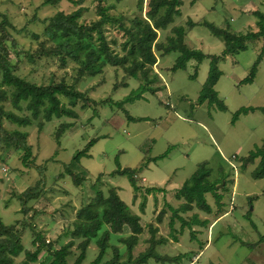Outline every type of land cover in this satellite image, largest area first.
Masks as SVG:
<instances>
[{"label":"rangeland","instance_id":"obj_1","mask_svg":"<svg viewBox=\"0 0 264 264\" xmlns=\"http://www.w3.org/2000/svg\"><path fill=\"white\" fill-rule=\"evenodd\" d=\"M43 1L0 0V14L6 15L8 22L19 31L6 28L10 35V40H4L8 60L16 73L27 81L45 85L60 81L72 84L76 75L75 64L67 61L66 65L61 67L57 58L36 54L41 45L46 48L53 47V43L43 32V20L60 12L67 15L83 8L79 22L89 24L97 19L99 4L108 6L115 0H82L81 3L63 0L55 6L41 7ZM121 1L123 2L117 4L118 7L113 13H128L133 8L137 14V0ZM191 1L183 0L182 16L166 31L158 32V42H165L170 28L183 26L189 18L193 21L203 20L223 29H226L227 25L230 31L235 33H247L250 30L256 32V18L253 13L264 11V0H241V3L239 0H197L192 7ZM241 10L243 15L240 14ZM143 14L144 12L142 16ZM33 17H36V21L32 22ZM132 19L133 17L128 16L123 23L129 24ZM252 23L254 26L250 28ZM104 32L110 47L122 54L120 47L125 42L122 33L117 31L116 27L110 26H106ZM34 34L40 37L34 39ZM112 39L116 43L112 44ZM187 44L205 55H220L223 51L222 41L201 26L191 31ZM247 45V51L229 56L218 63L222 75L214 89L226 106L223 112L206 102L197 104L202 85L208 75L207 59L200 64L190 61L186 70L173 73L170 69L178 54L155 53L157 62L152 66V74L159 77L153 85L155 91L146 92L140 100L124 105L129 117L141 121H130L122 109L112 104L120 102L136 90L140 85L138 81L127 76L120 67L111 66L104 67L102 73L94 78L85 77L76 87L91 101L86 103L85 108L81 107L82 102L77 103L74 108L78 114L77 118H54L45 123L40 131L37 127L38 121H34L32 126L19 128L28 133V143L36 158L35 164L44 166L46 182L45 193L30 203L35 213L30 212L25 218L19 215L14 203L10 202L12 199L17 201L18 191L38 180V173L33 168L22 167L18 153L10 152L5 155L6 152L0 151V156L5 155V163L0 159V170L4 172V168L8 167L9 172L14 174L13 178L18 177V180H21L20 183L11 177L4 182V176L0 177V199L6 206L10 205L6 210L0 211L2 222L5 225L14 224L17 220L31 222L45 242L54 244L56 249L74 241L71 248L74 255L70 256L68 261V264H73L79 254L76 247L81 241L73 239L70 235L75 211L93 199L97 189L108 196V190L115 187L121 200L133 208V214H139L140 208L136 206L145 204L146 197L141 195L144 194L145 185L159 183L168 177L180 186L194 174L198 164L208 162L212 172L219 174L218 178L223 172L227 176L225 182L221 179L217 185L218 194L222 196L223 207L220 210L212 196L206 195V201L214 210L213 213L217 214V209L220 213L225 211L224 217L219 215L222 218L210 235L206 231L209 225H198L202 227L203 233H199L197 239L191 237L193 231L189 230L184 237L189 245L186 250H172L176 248L175 244L167 243L166 251L162 252L163 247L156 251L159 256L167 257L181 254L184 255L183 259L164 263L151 259L145 264H189L193 262V251L200 253V257L192 264H264V178H252L251 173L257 166L255 163L241 170L240 163L236 161V164L231 159L233 156H247L264 140V116L260 112L240 116L232 123L233 114L240 108L264 106V56L253 83L239 85L249 74L260 49L264 46V41ZM194 75L195 77L191 78ZM61 100L67 104L65 99ZM103 101L110 103H101ZM5 108L11 109L8 104H5ZM21 114L26 115L25 112ZM61 124H70V127L62 133L57 145L55 134ZM3 125L7 130L16 128L6 121ZM91 140L97 141L87 152L89 157L81 158L78 164L70 165L75 154L84 150ZM231 161L234 163L232 167L228 164ZM117 162L120 168H141L138 173L146 178L147 183L137 182L144 189L139 191L140 196L139 192H134L125 176L110 177L109 182L104 179L101 186L97 185L92 189L100 174L103 178H108L109 174L116 170ZM69 166L74 175L85 178L84 185L76 186L73 183L65 172V168ZM135 178L139 180L138 177ZM147 196L151 198L152 195ZM168 200L172 207L178 206L173 197ZM153 206L151 224L160 226V234L169 237L168 209L163 206V201H160V205ZM161 210H164L165 214L159 223L156 218ZM146 237L148 236L145 235L143 239ZM32 239V233L26 229L22 235L25 248L33 249ZM109 244L124 250L117 239ZM147 246L148 241L141 240L140 244L134 247L133 256H137ZM92 247L98 251L94 244ZM95 251H88L87 263L95 258ZM108 253L110 255L111 250ZM22 258L23 256L16 258V262H20ZM46 258V252L42 251L39 259L42 261Z\"/></svg>","mask_w":264,"mask_h":264},{"label":"trees","instance_id":"obj_2","mask_svg":"<svg viewBox=\"0 0 264 264\" xmlns=\"http://www.w3.org/2000/svg\"><path fill=\"white\" fill-rule=\"evenodd\" d=\"M63 0H44L41 7L55 6ZM72 3H81L82 0ZM121 0H115L108 6L97 7V19L89 24H82L79 19L82 15L83 8H79L70 14L58 13L46 20H43L44 34L53 43V47H40L36 54L46 58H57L60 66L64 67L67 61L76 65V75L72 84H66L64 81L48 84H36L20 77L14 67L8 60V50L4 45V40H10L7 27L12 30L16 29L8 22L7 16L0 14V151L15 152L20 155L22 167L26 169L33 168L38 173V180L33 185L24 188L16 196L19 203V215L23 218L29 216L30 212H34L30 203L37 200L41 194L45 193V175L44 166L36 165V158L32 153V147L28 143V133L19 130L32 126L34 121H38V130H42L45 123L52 121L54 118L60 119L67 117L75 119L78 114L74 110L78 102H82L81 107L85 108L86 103L91 100L87 98L85 93H81L76 87L85 77L94 78L102 73L104 67H120L123 72L130 78L139 82V87L130 92L128 96L120 102L113 103L116 107L123 110L130 121H141V119H133L128 116L124 109L126 103H132L140 100L146 92L153 93L155 89L153 85L159 80V77L152 74V66L157 62L155 53L168 55L177 53L171 72L186 70L190 61L200 64L204 59L209 60V70L205 82L199 93L197 104L207 103L209 106H215L218 111H225L226 106L223 100L215 91V85L219 81L222 72L218 68V63L225 60L226 57L235 56L240 52L247 51L248 43L264 41V11H256L253 16L256 18L255 27L257 31H248L247 33H235L230 31L226 25V29L219 28L212 23L206 21H193L188 19L183 26H173L169 30L165 42H158V32L166 31V29L174 23V21L182 16L181 7L183 0H137L135 9H130L128 13H113ZM197 0H192L191 7L195 5ZM144 12L143 16L142 13ZM133 19L129 24H124L127 17ZM125 18V19H124ZM130 19V18H129ZM36 21V17L31 18ZM106 26L116 27L125 38V42L121 44L119 54L113 50L109 41L105 36L104 29ZM206 28L214 37L222 41L223 51L220 55H205L201 51L196 50L187 45L185 38L196 27ZM19 32V31H16ZM40 36L33 35L34 39ZM12 40V39H11ZM112 44L116 43L114 39ZM264 56V46L260 49L259 56L250 68L249 74L240 84H252L258 67ZM31 59V58H30ZM192 76L191 78H194ZM125 86V84H124ZM61 98L67 101L64 104ZM93 104L95 102L92 101ZM101 103H110L103 101ZM8 104L11 109H6ZM25 112L26 115L21 114ZM260 112L264 115V106L262 107H242L233 114L232 123L236 122L240 116H246L250 113ZM15 126L12 130H7L3 122ZM70 127V124H61L55 134L57 145L62 133ZM97 140L88 142L84 150L79 151L73 157L70 165L78 164L81 158H88L87 152L96 143ZM0 156L3 161V156ZM233 161L240 163V169L245 170L249 164L258 160L257 166L252 171L253 179L264 178V140L260 146H256L247 156L239 158L232 157ZM3 163H5L3 161ZM141 168H120L117 162L116 170L109 174V177L125 176L135 193L141 191L138 186L136 175ZM65 172L69 175L76 186L84 185L85 178L74 175L69 168H65ZM63 175V174H62ZM211 170L206 168V164L202 163L198 166L194 174L184 182L175 194V199L181 200L182 203L173 208L169 204L164 207L170 212V237L173 236L175 221L181 224V230L188 228L191 231L192 225L205 226L206 221H199L196 215H193L189 221L181 217L192 211L194 208L204 213H211V207L206 201V195L210 194L218 209L223 206L221 203L222 196L218 194L217 185L225 182L227 176L222 173L221 176L214 181L209 180ZM61 176V175H60ZM104 176L101 174L96 178L93 188L102 185ZM21 183V180H18ZM157 189H146L145 193L150 194ZM141 211L143 206H141ZM164 210H161L157 216V222L161 223ZM72 231L70 235L73 239H80L77 249L79 255L75 258L73 264H83L89 246L94 244L97 248L95 258L88 264H145L149 260L164 263L165 261H177L181 257L159 256L156 247L164 244L167 240L164 238H156L157 228L148 225V246L145 250L133 258V249L137 245L139 236L142 235L144 228L140 224L139 216L132 213L130 208L120 199L114 188L108 190V196H105L100 189L95 192V197L83 204L75 213V219L72 222ZM35 225L31 222L17 220L14 224L5 225L0 217V264H68V258L72 255L71 248L74 241L68 242L66 245L56 249L54 244L46 243L42 235L36 231ZM28 229L33 239L31 247L27 249L23 245L22 235ZM126 230L129 232L127 236H123ZM121 235L117 242L124 247L121 251L118 246L109 244L111 236ZM191 237L193 238L194 235ZM111 250L109 255L108 251ZM45 251L47 258L40 260L39 255ZM108 253V256H107ZM23 256L20 262H16V258Z\"/></svg>","mask_w":264,"mask_h":264},{"label":"crops","instance_id":"obj_3","mask_svg":"<svg viewBox=\"0 0 264 264\" xmlns=\"http://www.w3.org/2000/svg\"><path fill=\"white\" fill-rule=\"evenodd\" d=\"M241 0H239L238 2H240ZM244 1V0H243ZM241 3V2H240ZM252 3V2H251ZM226 4V3H225ZM259 6V5H258ZM240 14H242L243 15V12H242V10H241V13ZM201 21H203V20H201ZM256 22V21H255ZM254 25H253V23L252 24H250V28L251 27H253ZM187 38H188V36L185 38V41H186V43H187ZM219 40V39H218ZM250 43V42H249ZM252 43H258V42H252ZM188 45V44H187ZM189 46V45H188ZM193 48V47H192ZM257 49V48H256ZM255 49V50H256ZM227 58V57H226ZM225 58V59H226ZM193 61V60H192ZM197 63V62H196ZM221 63V62H220ZM246 78V77H245ZM242 81V80H241ZM240 81V82H241ZM240 82H239V85H241L240 84ZM264 116V115H263ZM232 159V158H231ZM235 162V161H234ZM203 163H205L206 164V168L207 169H210V165H209V163L208 162H203ZM236 163V162H235ZM257 163H258V160H256L255 161V164L257 165ZM202 164V163H201ZM228 164H229V166L230 167H232V165L234 164L233 163V161H231V162H228ZM237 164V163H236ZM200 164H198V166H199ZM211 170V169H210ZM4 172H2L1 170H0V177H2L3 178V176H4V178H5V180H3L4 182L5 181H7L8 179H10L11 177V179H15V181H17L18 180V177H15V178H13V176H14V174L13 173H10L9 172V170H8V167H5L4 168V170H3ZM216 173V174H215ZM215 173H213L212 172V170H211V175H210V178H209V180H211V181H214V180H216L217 178H218V173L217 172H215ZM224 174H225V172H223ZM136 177H138L139 178V180H137V181H139L140 183H143V184H146L147 183V181H146V178H144V177H141L140 176V174L138 173L137 175H136ZM109 178L110 177H108V178H103L102 179V181H104V179H105V181L106 182H109L108 180H109ZM166 179H163V180H161L159 183H154V184H152V185H145V188L146 189H149V188H155V189H157L155 192H153V193H150V194H146L145 192L146 191H144L143 193L144 194H141V192H139L138 193V195L140 196V194L142 195V196H145L146 198H144V201H145V204L144 205H142L143 206V210L141 211V209H140V213L139 214H135V215H137V216H139V218H140V224H141V226L144 228V231H143V233H142V235H140L139 236V240H138V243H137V246L140 244V241L141 240H143V242H145V241H148V239H149V233H148V228H147V226L148 225H150L151 224V216H152V210H154V206L153 205H155V204H157V205H160V201H163V206H164V204H169V200H168V198L169 197H173V199L175 200V202L178 204V206L182 203V201L181 200H177V199H175V194H176V192H177V190H179L180 188H181V186L184 184V183H182V185H180V186H178L177 184H175V183H173V181L170 179V178H168V177H165ZM139 187H141V190H144L143 188H142V185L141 184H139L138 185ZM144 186V185H143ZM112 188H114L115 190H116V188L115 187H112ZM145 189V190H146ZM117 190H118V188H117ZM21 191H18L17 193L19 194ZM117 192V191H116ZM17 194V195H18ZM169 194H171V196L169 195ZM117 195L120 197V194L117 192ZM135 195V194H134ZM147 195H152L151 196V198H149ZM220 195V194H219ZM1 196V195H0ZM136 196V195H135ZM211 196V195H210ZM161 197V200H159V198ZM213 198V197H212ZM121 199V198H120ZM137 199V198H136ZM150 199H153V201L152 200H150ZM132 200L134 201L135 200V198H134V196L132 197ZM10 201V200H9ZM8 201V202H9ZM18 201V200H17ZM15 199H12L11 200V202H10V204H12V203H14V205H15V208H16V210L17 211H19V204H18V202H17ZM151 203V204H150ZM170 205V204H169ZM10 206V205H9ZM9 206H6V203H4V202H2L1 201V199H0V211H4V210H6V208L7 207H9ZM82 206V205H81ZM80 206V207H81ZM170 206H172V205H170ZM178 206H176V207H173V208H177ZM210 206V205H209ZM2 207V208H1ZM79 207V208H80ZM128 207L130 208V206L128 205ZM136 207H139V208H141V206L140 205H137ZM211 207V206H210ZM78 208V209H79ZM212 208V207H211ZM77 209V210H78ZM167 209V208H166ZM76 210V211H77ZM130 210L132 211V213H133V208L131 207L130 208ZM76 211H75V213H76ZM223 211V210H222ZM214 212V210L213 209H211V213H209V214H207V213H204V212H202V211H199V210H197V209H193L192 211H189V212H187V213H185V214H180L181 215V217L182 218H184L185 220H187V221H189V219L191 218V217H193V215H196L197 217H198V220L199 221H206L207 223H206V225H205V227L207 226V225H209L208 226V229L206 230L207 231V233H208V235H210V233L211 232H213V230L215 229V227L218 225V223L220 222V220H221V218H222V216L224 217V215H225V211H223V212H219L218 211V209H217V214H215V213H213ZM135 213V212H134ZM168 213H170L169 211H168ZM191 214V215H190ZM213 214V215H212ZM215 214V215H214ZM170 215L171 214H169L167 217H168V224H169V221H170ZM219 215H222V216H219ZM214 216V217H213ZM147 221V222H146ZM151 225H153L154 226V228H157L158 229V232L156 233V238L157 239H159V238H164V239H166L167 241L164 243V244H162V245H159V246H157L156 247V251L157 250H159L160 248H162L163 247V249H162V252H164V251H166L167 249H168V246H167V243L169 244V245H174L175 244V246H176V248H172V250H177V249H182V250H186L187 248H188V244H186V242H185V240H184V237L185 236H187V234H188V232H189V229L188 228H183L182 230H181V224L179 223V222H177V221H175V224H174V232H173V236H175L176 237V239H175V241H172V239H171V237L169 236H165V235H161L160 234V226H158V225H154V224H151ZM169 227V226H168ZM202 227H199L198 225H196V227L194 226V225H192V227H191V231H193L194 232V238H196L197 239V237L199 236L198 234L199 233H203L202 232ZM195 230V231H194ZM147 233V234H146ZM129 234V232L126 230V232L124 233V235L123 236H127ZM169 234H170V232H169ZM145 235H147L148 237H146V238H144L143 239V237L145 236ZM158 235H160V236H158ZM119 237H122L121 235H115V236H111V239H110V242H112V241H116V239H118ZM81 242V241H80ZM79 242V243H80ZM46 243H49V242H46ZM92 245L93 244H91L90 246H89V249H88V251H95V249H94V247H92ZM77 246V245H76ZM206 247V246H205ZM77 248V247H76ZM124 249V248H123ZM121 250V249H120ZM145 250V248H143V251ZM72 251V250H71ZM88 251H87V255H88ZM121 251H124V250H121ZM142 251V252H143ZM96 253H97V251H95ZM141 253V252H140ZM193 254H195L194 255V257H193V259H192V261L193 262H196L198 259H199V257H200V253H196L195 251H193ZM73 255H74V252H73ZM73 255H71V256H73ZM79 255V254H78ZM181 256H184V255H178V256H176V257H181ZM134 257V256H133ZM136 257V256H135ZM171 258H175V257H171ZM181 259H183V257L181 258ZM180 259V260H181ZM68 261H69V258H68ZM87 256H86V259H85V261H84V263L83 264H88L87 262ZM89 261V260H88ZM92 261V260H91ZM74 262V261H73ZM193 262H191V263H189V264H192Z\"/></svg>","mask_w":264,"mask_h":264},{"label":"water","instance_id":"obj_4","mask_svg":"<svg viewBox=\"0 0 264 264\" xmlns=\"http://www.w3.org/2000/svg\"><path fill=\"white\" fill-rule=\"evenodd\" d=\"M224 183H222V185H223Z\"/></svg>","mask_w":264,"mask_h":264}]
</instances>
